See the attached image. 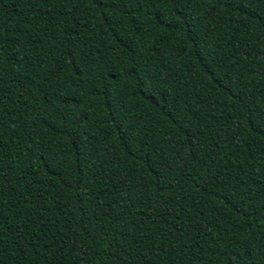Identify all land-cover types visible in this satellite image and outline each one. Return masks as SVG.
<instances>
[{
    "label": "trees",
    "instance_id": "obj_1",
    "mask_svg": "<svg viewBox=\"0 0 264 264\" xmlns=\"http://www.w3.org/2000/svg\"><path fill=\"white\" fill-rule=\"evenodd\" d=\"M0 264H264V0H0Z\"/></svg>",
    "mask_w": 264,
    "mask_h": 264
}]
</instances>
